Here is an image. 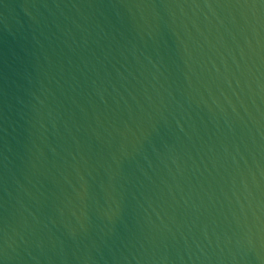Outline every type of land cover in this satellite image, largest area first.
Here are the masks:
<instances>
[{"label":"water","instance_id":"obj_1","mask_svg":"<svg viewBox=\"0 0 264 264\" xmlns=\"http://www.w3.org/2000/svg\"><path fill=\"white\" fill-rule=\"evenodd\" d=\"M0 264H264V0H0Z\"/></svg>","mask_w":264,"mask_h":264}]
</instances>
